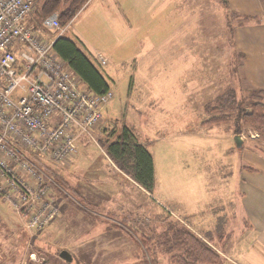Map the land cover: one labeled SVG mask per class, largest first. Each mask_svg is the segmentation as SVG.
<instances>
[{"label":"rangeland","instance_id":"obj_1","mask_svg":"<svg viewBox=\"0 0 264 264\" xmlns=\"http://www.w3.org/2000/svg\"><path fill=\"white\" fill-rule=\"evenodd\" d=\"M228 1L90 0L60 31L33 12L44 39L80 45L113 97L75 157L41 158L58 206L50 224L28 227L0 195V264H71L62 250L74 264H171L158 246L171 225L209 244L221 264H264V131L237 113L210 122L223 95L250 110L264 91V15ZM238 2L247 11L255 3ZM123 125L153 157L152 194L106 153Z\"/></svg>","mask_w":264,"mask_h":264},{"label":"built area","instance_id":"obj_2","mask_svg":"<svg viewBox=\"0 0 264 264\" xmlns=\"http://www.w3.org/2000/svg\"><path fill=\"white\" fill-rule=\"evenodd\" d=\"M38 2L0 0V195L24 211L30 228L47 226L58 206L50 180L27 151L52 162L71 160L113 97L88 90L56 54L54 40L28 25ZM43 27L60 31L58 14Z\"/></svg>","mask_w":264,"mask_h":264},{"label":"trees","instance_id":"obj_3","mask_svg":"<svg viewBox=\"0 0 264 264\" xmlns=\"http://www.w3.org/2000/svg\"><path fill=\"white\" fill-rule=\"evenodd\" d=\"M90 0H41V6L36 4L34 11L44 19L53 13L59 16L61 27L67 25ZM224 7H229L228 0H218ZM29 26L34 30L39 27L29 20ZM84 45L83 43H81ZM53 49L66 63L72 72L78 76L82 84L95 94H105L110 91V85L98 70L80 45L65 35H60L54 41ZM264 91L258 92L250 103V110H244L234 92L223 95L212 108L216 115L210 119L211 124L223 121L224 115L237 113L238 118L246 119L249 124L264 131ZM106 153L122 172L129 175L138 186L148 193L155 189L154 160L141 144L134 132L123 125L113 140L105 144ZM28 155L37 163L41 160L34 153ZM158 246L166 253H173L171 264H221L220 257L205 241L184 227L171 225L159 237ZM71 264H74L71 263Z\"/></svg>","mask_w":264,"mask_h":264},{"label":"crops","instance_id":"obj_4","mask_svg":"<svg viewBox=\"0 0 264 264\" xmlns=\"http://www.w3.org/2000/svg\"><path fill=\"white\" fill-rule=\"evenodd\" d=\"M254 2H255L254 7H251V10L247 11L248 9H246L245 4L243 2H238V0H234V1L232 0L233 6L236 10H240L245 13H252V15H264V0H254ZM51 39H55V38H50L49 40ZM261 66H264V63L261 64ZM263 219H264V215H263ZM257 224L259 227V233H258L259 237H262L264 236V223L261 222Z\"/></svg>","mask_w":264,"mask_h":264},{"label":"water","instance_id":"obj_5","mask_svg":"<svg viewBox=\"0 0 264 264\" xmlns=\"http://www.w3.org/2000/svg\"><path fill=\"white\" fill-rule=\"evenodd\" d=\"M235 140H236V143H237V145L239 146V147H241L242 146V139H241V137L240 136H235ZM59 256H60V258L62 259V260H64L65 262H67V263H73V261H74V257L72 256V254L69 252V251H67V250H62L61 252H60V254H59Z\"/></svg>","mask_w":264,"mask_h":264}]
</instances>
